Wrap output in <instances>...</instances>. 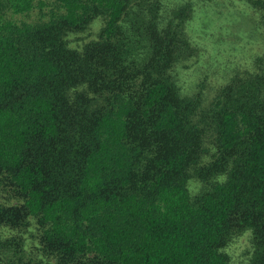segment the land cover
<instances>
[{
    "label": "trees",
    "instance_id": "trees-1",
    "mask_svg": "<svg viewBox=\"0 0 264 264\" xmlns=\"http://www.w3.org/2000/svg\"><path fill=\"white\" fill-rule=\"evenodd\" d=\"M199 1L53 0L17 23L34 0H0V227L38 235L29 253L0 230V264H229L247 229L264 264V60L185 93ZM243 1L264 27V0Z\"/></svg>",
    "mask_w": 264,
    "mask_h": 264
},
{
    "label": "rangeland",
    "instance_id": "rangeland-1",
    "mask_svg": "<svg viewBox=\"0 0 264 264\" xmlns=\"http://www.w3.org/2000/svg\"><path fill=\"white\" fill-rule=\"evenodd\" d=\"M52 1L34 0V7L29 12H7L6 18L17 23L45 21L49 10L52 9ZM196 11L188 30L197 51L185 61L186 65L178 75L185 93L198 88L201 83H204L205 90L210 92L222 85L234 71L253 67L259 57L264 60V27L259 20L258 11L253 7L243 0H200ZM103 24V17L97 16L85 29L70 32L67 35L69 46L80 47L97 39ZM211 141L212 139L208 138L205 142L208 151L202 157L204 164H210L215 159V148ZM214 177L217 178L214 175L211 180ZM218 177L223 179L224 175ZM205 186L206 182L202 177L195 176L189 180L192 195ZM35 226L31 219L28 227H0V230L4 236L20 234L25 237V249L32 253L38 242ZM222 250L227 254L229 264H248L253 251L251 230L247 229L232 237Z\"/></svg>",
    "mask_w": 264,
    "mask_h": 264
}]
</instances>
